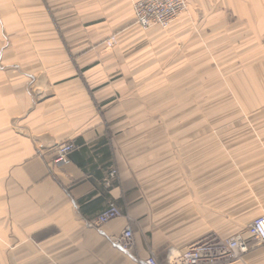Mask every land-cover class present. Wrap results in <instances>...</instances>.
Here are the masks:
<instances>
[{"label": "crops", "instance_id": "0c3cea01", "mask_svg": "<svg viewBox=\"0 0 264 264\" xmlns=\"http://www.w3.org/2000/svg\"><path fill=\"white\" fill-rule=\"evenodd\" d=\"M136 1L0 0V264H146L170 242L250 240L248 224L264 215V98L243 100L248 115L144 121L141 94L123 93L140 85L159 105L160 69L144 66L154 55L184 84L223 72L248 90L264 84V49L249 50L264 44V0H191L199 19L151 27L156 50L143 36L104 33L130 26ZM132 26L141 27L135 17ZM220 43L248 49L221 56ZM71 141V162L54 165ZM110 202L123 214L90 226ZM129 225L133 250L118 244ZM216 264H264V246Z\"/></svg>", "mask_w": 264, "mask_h": 264}, {"label": "rangeland", "instance_id": "374dc122", "mask_svg": "<svg viewBox=\"0 0 264 264\" xmlns=\"http://www.w3.org/2000/svg\"><path fill=\"white\" fill-rule=\"evenodd\" d=\"M190 4L191 0H189L188 9L183 12L172 24L170 28L163 29L160 28L158 30L160 31H167L171 28H173L174 24L182 19H199V11H190ZM134 14V11H132ZM135 17V16H134ZM133 17V22H134ZM131 21L130 26H112L111 28H105L106 34L111 35H117V36H143L144 37V43L146 42L147 46L150 50H155L158 48L155 46V44L152 42L154 40V36L156 35L153 30L154 28H148L144 29L142 27L138 28L137 26H132L133 22ZM99 29V28H98ZM198 29V28H197ZM98 32V30H97ZM189 43V42H188ZM187 47V42L184 41V37L181 36L178 39V45L177 47L180 48V50H183L184 47ZM263 43H255L250 44L249 50L254 49L256 52L263 51ZM161 47V45H160ZM247 46H244V44H232V43H220L218 51H220L221 56L227 55L230 52H243V50L247 51ZM209 51L211 53H215L216 50H212L209 47ZM209 52V53H210ZM155 54V53H154ZM212 65L216 66L217 64L222 63L223 61L212 59ZM210 63V62H209ZM128 67L135 66L134 62H129L127 64ZM144 66H153L155 68L160 69V91H159V105L156 106V97L153 98L154 101L151 100L152 93L154 96H156L155 91H151L146 89V87L142 88L140 85L138 88L140 90L138 91H132L128 90V95L132 96V94H136L137 92L140 93L143 97V103L139 107L134 108L137 110V113L144 115V121L148 120V116L160 114V115H175L177 117L181 116H199V115H208V116H215V115H222V116H237V115H248L250 112H248L247 107L243 106L242 102L243 100L247 99H263L264 98V90L261 87L264 86V84H250L249 86L252 88L251 90H248V84L245 82H242L241 84L233 85L231 83V79L233 76L226 74L225 72L216 75L213 73H208L207 76H200V75H192L191 81L184 84L180 79L182 76H176L168 75L166 73L167 67H168V61L166 59L159 58L154 55L153 58L150 56L148 59L144 61ZM217 67V66H216ZM209 71L211 69L209 65ZM216 69V68H215ZM213 69V70H215ZM224 71V69L222 70ZM119 77V76H117ZM123 78L124 76H120ZM130 78H134L137 76L130 75L128 76ZM151 77V76H149ZM180 77V78H179ZM237 79H240L243 81L244 79H247V75H237L234 76ZM262 80L264 77L261 75ZM148 76H144V79H147ZM202 79V81H201ZM144 80L143 82H145ZM258 87V89H257ZM260 88V89H259ZM132 89V87H131ZM134 90H136L134 88ZM153 103V104H152ZM107 107H103L102 105L97 107V110L105 117V113L107 114ZM174 125L176 126H199V123H189V122H177ZM220 125L212 122H208V130L212 131L215 130V126ZM145 129L150 130V123L145 122ZM117 173L119 170L115 167L114 168ZM113 169V170H114ZM117 175V174H116ZM115 175V176H116ZM117 205V204H116ZM118 206V205H117ZM119 207V206H118ZM119 210L121 214H123L121 208L119 207ZM121 216V215H120ZM252 222V221H251ZM136 223V222H135ZM248 224V228L249 225ZM129 228L131 230H134L133 225H129ZM230 238V237H229ZM228 238L220 239V238H214V237H208L201 239L200 242H207L211 244L216 243H225ZM250 250L243 254L238 260L241 261L245 258V256L249 253H251L253 248H258L261 246H264V242H260L255 238H251L248 240ZM188 247V246H187ZM186 248V247H182ZM162 253L158 254L157 257L159 259L160 264H166L164 259L162 257Z\"/></svg>", "mask_w": 264, "mask_h": 264}, {"label": "built area", "instance_id": "2783aa9c", "mask_svg": "<svg viewBox=\"0 0 264 264\" xmlns=\"http://www.w3.org/2000/svg\"><path fill=\"white\" fill-rule=\"evenodd\" d=\"M189 0H137L133 5L136 22L144 29L158 26L163 29L170 28L173 22L188 9ZM78 145L75 142H62L56 147L53 164H69L70 153ZM117 171L114 169L105 185L111 186L112 178ZM121 215L115 202H110L97 218L89 222L90 226L101 225ZM248 232L252 238L264 242V215L254 219L249 225ZM121 248L133 250L135 246L133 230L127 227L118 240ZM250 250L248 240L242 234H236L227 239L225 243L211 244L198 242L186 248H180L176 244L166 243L160 248L166 264H216L226 260H238ZM146 264H160L156 254L152 253L146 260Z\"/></svg>", "mask_w": 264, "mask_h": 264}]
</instances>
